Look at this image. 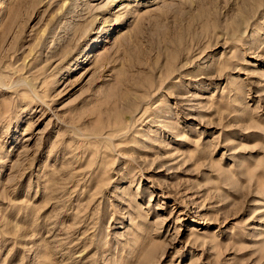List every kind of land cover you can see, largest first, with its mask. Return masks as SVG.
Here are the masks:
<instances>
[{
    "label": "rangeland",
    "instance_id": "rangeland-1",
    "mask_svg": "<svg viewBox=\"0 0 264 264\" xmlns=\"http://www.w3.org/2000/svg\"><path fill=\"white\" fill-rule=\"evenodd\" d=\"M0 264H264V0H0Z\"/></svg>",
    "mask_w": 264,
    "mask_h": 264
},
{
    "label": "bare ground",
    "instance_id": "bare-ground-1",
    "mask_svg": "<svg viewBox=\"0 0 264 264\" xmlns=\"http://www.w3.org/2000/svg\"><path fill=\"white\" fill-rule=\"evenodd\" d=\"M101 41H102V40H101ZM76 62H79V59H76L75 63H76Z\"/></svg>",
    "mask_w": 264,
    "mask_h": 264
}]
</instances>
